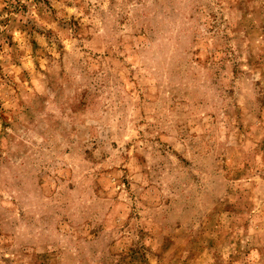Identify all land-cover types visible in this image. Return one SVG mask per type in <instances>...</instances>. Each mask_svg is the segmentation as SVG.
Masks as SVG:
<instances>
[{
	"label": "rangeland",
	"instance_id": "rangeland-1",
	"mask_svg": "<svg viewBox=\"0 0 264 264\" xmlns=\"http://www.w3.org/2000/svg\"><path fill=\"white\" fill-rule=\"evenodd\" d=\"M0 264H264V0H0Z\"/></svg>",
	"mask_w": 264,
	"mask_h": 264
}]
</instances>
